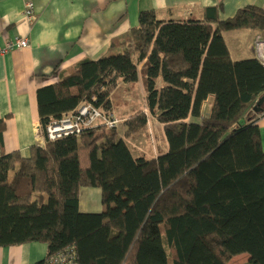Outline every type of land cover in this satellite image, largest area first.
<instances>
[{
  "label": "trees",
  "instance_id": "trees-1",
  "mask_svg": "<svg viewBox=\"0 0 264 264\" xmlns=\"http://www.w3.org/2000/svg\"><path fill=\"white\" fill-rule=\"evenodd\" d=\"M220 11L162 19L141 10L113 51L38 89L44 143L29 156L0 153V247L45 243L34 264L59 254L76 264H229L243 253L249 260L239 264H264V148L253 109L264 65L233 59L224 35L264 31V9L248 5L226 19ZM139 80L148 110L125 120L124 135L99 122L46 137L51 122L85 103L114 117L116 87ZM150 117L168 143L155 158L126 140ZM82 187L101 189V211H81Z\"/></svg>",
  "mask_w": 264,
  "mask_h": 264
},
{
  "label": "crops",
  "instance_id": "crops-1",
  "mask_svg": "<svg viewBox=\"0 0 264 264\" xmlns=\"http://www.w3.org/2000/svg\"><path fill=\"white\" fill-rule=\"evenodd\" d=\"M25 2L0 0V46L15 37L29 39L28 47L13 49L0 56V153L17 150L24 156L30 155L33 145L44 143L39 134L38 89L55 83L78 62L98 59L113 51V42L138 25L141 10L155 9L162 19H186L202 17L208 6H220V18L226 19L248 5L264 9V0H33L37 16L30 24L23 16ZM224 35L231 57L245 59L255 56L254 41L258 36L264 38V31L246 29ZM233 36L238 40L232 48L228 39ZM115 90L121 91L122 104H129L119 106L124 107L120 114L126 107L132 111L129 108L136 90L143 99L139 108L148 110L142 80L137 84L122 82ZM208 106L210 108L208 102L204 104V112L209 111ZM148 124L163 128V147L157 153L155 151L157 157L168 149L164 125L155 117H150ZM258 125L264 148V112L258 114ZM123 126V133L119 130L121 135L126 129L125 124ZM144 129L136 132L142 139L145 138ZM92 193L99 197L101 189H80L81 211L98 212L104 208L101 200L97 202ZM46 253L47 245L42 242L1 246L0 264H34Z\"/></svg>",
  "mask_w": 264,
  "mask_h": 264
},
{
  "label": "built area",
  "instance_id": "built-area-1",
  "mask_svg": "<svg viewBox=\"0 0 264 264\" xmlns=\"http://www.w3.org/2000/svg\"><path fill=\"white\" fill-rule=\"evenodd\" d=\"M23 16L30 24L36 20L35 4L33 0H26ZM29 46L27 37H15L0 46V56L10 50L21 49ZM255 57L264 65V38L258 36L254 41ZM105 122L109 127H115L120 120L115 117H106L103 112L91 103H85L74 112L65 114L62 118L54 120L46 128V137L51 140L67 136L79 135L83 130L99 123ZM48 264H76L75 260L69 258L67 254L54 256Z\"/></svg>",
  "mask_w": 264,
  "mask_h": 264
},
{
  "label": "rangeland",
  "instance_id": "rangeland-1",
  "mask_svg": "<svg viewBox=\"0 0 264 264\" xmlns=\"http://www.w3.org/2000/svg\"><path fill=\"white\" fill-rule=\"evenodd\" d=\"M237 40H238V37L233 36L230 39H228V41H229L228 43L233 48L234 47V43L237 42ZM234 55H237V54H235V52H234ZM137 83H138V81L133 82V84H137ZM118 92H120L121 95ZM114 93L115 94H113V96H112L113 105H114V108L116 110H118V111L116 113L113 110V112H114L113 114L116 115V116H114L115 118L121 120V123L118 124L117 128H118V131L120 130V132L123 133L122 132L123 129H124L123 124L125 122V120L123 118L125 116H127V117H129L130 115L132 116V113L133 114L137 113L139 111V109H140L139 107H141L140 104H142V100L143 99H142L141 94L139 92L137 93V90H136L134 92V102L132 103L133 105L130 104L131 108H129L132 111L129 112L127 107H126L125 110L124 111L122 110V112L120 114L119 111H121V109H123L124 107L120 108L119 106H121V105H129V104H124V103L122 104V93H121V91L115 90ZM135 104H138V105L136 106ZM206 108L208 110L209 106L206 107ZM158 126H159V128H157V127L153 128V125L150 126L149 124H147V126L144 127L146 129V133H144L145 134V138L144 139H142L140 137V133H139V136H137L138 131H137V133H133L132 134L133 139L130 138L131 135L126 138L127 141L130 142L129 144L131 145V147L133 148V150L135 152L143 153L145 155H153L154 157L156 156V155H154L155 151L157 153V151H160L159 149L163 147V143H162V139H161L163 128L161 127L162 125H158ZM151 157L152 156H150V158ZM89 188L94 189L95 187H89ZM93 194L94 193H92V197H93ZM94 197H95V200L100 203L101 196L97 197L94 194ZM101 203H102V201H101ZM248 260H249V255L243 253V254H239V255L234 256L230 260L229 264H239V263H242V262H246Z\"/></svg>",
  "mask_w": 264,
  "mask_h": 264
},
{
  "label": "water",
  "instance_id": "water-1",
  "mask_svg": "<svg viewBox=\"0 0 264 264\" xmlns=\"http://www.w3.org/2000/svg\"><path fill=\"white\" fill-rule=\"evenodd\" d=\"M263 105H264V95L260 96V98L257 100L256 104L254 105L253 109L255 112H263ZM240 124L245 123L244 119H241L239 121Z\"/></svg>",
  "mask_w": 264,
  "mask_h": 264
}]
</instances>
